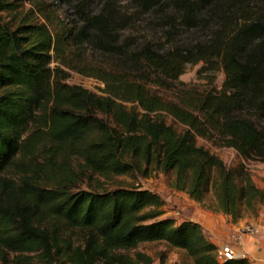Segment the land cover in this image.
<instances>
[{
    "label": "trees",
    "instance_id": "1",
    "mask_svg": "<svg viewBox=\"0 0 264 264\" xmlns=\"http://www.w3.org/2000/svg\"><path fill=\"white\" fill-rule=\"evenodd\" d=\"M72 1L68 25L12 28L0 19V263L152 264L131 251L164 242L192 264H249L220 261L198 223L160 219L155 192L138 183L105 189L100 179L172 173L174 189L192 201L210 187L216 211L234 221L264 204V188L248 176L238 185L196 143L264 163V0ZM16 8L0 0V13ZM139 27L146 34H133ZM85 50L115 70L73 66ZM198 64L210 85L224 74L219 90H182L171 100L152 91ZM65 69L103 83L102 95L68 83Z\"/></svg>",
    "mask_w": 264,
    "mask_h": 264
},
{
    "label": "rangeland",
    "instance_id": "2",
    "mask_svg": "<svg viewBox=\"0 0 264 264\" xmlns=\"http://www.w3.org/2000/svg\"><path fill=\"white\" fill-rule=\"evenodd\" d=\"M16 5V9L9 12L0 13V19L12 28H15L23 22L29 23H47L48 20L62 25H68L76 22L73 15L72 0H5ZM97 4L93 6L96 8ZM123 34H131L130 30ZM133 34H146L141 27L137 28ZM187 39L193 38L192 34H186ZM75 60L73 58L72 65L80 68V64L87 66L103 67L109 70H115L114 63L106 56L99 53L85 50L82 57ZM55 65V64H53ZM202 64L195 66H186L185 72L175 82H172L169 89L151 88L152 91L164 99H173L175 93L182 90L205 91L212 88L219 90L224 80V74L215 73L214 83L210 85L208 82L210 76L207 73L200 72ZM68 74V83L81 86L94 93L99 91L98 95H102L101 87L95 84L96 79L83 77L75 70L65 69ZM104 87V86H103ZM96 94V93H95ZM167 124L171 125L177 132H182L183 127L173 121L172 118L165 116ZM199 147L209 151L211 154L219 158L224 165L235 172V181L238 185H242L244 176H248L251 183L259 189L264 188V163L258 161H245L235 150L224 147L221 143H214L201 138L196 139ZM74 167H77V161L73 160ZM174 174H163L154 172L150 178L139 179L134 181L129 176L114 177L110 180L100 179L105 189H115L121 185L140 184L144 189L151 190L158 194L164 201L162 210L164 215L160 219L173 218L177 224L184 220L202 221L206 237L212 242H219L220 245L226 242V238L230 237L234 230L232 225H237L239 229L249 228L250 220L264 222V204H254L250 210H243L241 216L236 221L230 216H226L216 211V199L210 187L204 194L202 202L192 201L186 193L174 189ZM94 184V183H93ZM91 183V186L93 187ZM82 189L88 188V185H82ZM140 252L152 259V264H192V260L186 253L180 249L170 247L164 242L142 243L131 251V255ZM1 264V263H0Z\"/></svg>",
    "mask_w": 264,
    "mask_h": 264
},
{
    "label": "crops",
    "instance_id": "3",
    "mask_svg": "<svg viewBox=\"0 0 264 264\" xmlns=\"http://www.w3.org/2000/svg\"><path fill=\"white\" fill-rule=\"evenodd\" d=\"M198 223L202 227L204 224L202 221H192ZM250 227L252 232L245 234L243 237V245L241 250L245 253V259L249 261V264H264V222L261 220H250ZM237 225H232V230H239ZM230 237L226 238V242ZM212 243L218 248L221 246L219 242L212 241Z\"/></svg>",
    "mask_w": 264,
    "mask_h": 264
},
{
    "label": "built area",
    "instance_id": "4",
    "mask_svg": "<svg viewBox=\"0 0 264 264\" xmlns=\"http://www.w3.org/2000/svg\"><path fill=\"white\" fill-rule=\"evenodd\" d=\"M92 79V78H91ZM95 84L102 89L103 83L95 80ZM94 93H98L99 91L94 90ZM252 232L251 228L234 230V233L230 236L227 242L223 243L217 251V256L220 261H231L236 259H245V253L241 250L243 245V237L245 234H249Z\"/></svg>",
    "mask_w": 264,
    "mask_h": 264
}]
</instances>
